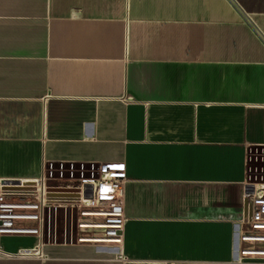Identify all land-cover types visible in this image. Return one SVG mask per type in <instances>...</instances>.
<instances>
[{"label":"crops","instance_id":"0c3cea01","mask_svg":"<svg viewBox=\"0 0 264 264\" xmlns=\"http://www.w3.org/2000/svg\"><path fill=\"white\" fill-rule=\"evenodd\" d=\"M253 151L264 0H0V181L123 165L130 260L237 264ZM45 242L21 258L36 239L2 237L0 264H121Z\"/></svg>","mask_w":264,"mask_h":264},{"label":"built area","instance_id":"2783aa9c","mask_svg":"<svg viewBox=\"0 0 264 264\" xmlns=\"http://www.w3.org/2000/svg\"><path fill=\"white\" fill-rule=\"evenodd\" d=\"M60 166L63 170L64 166ZM71 166L74 176V166ZM90 166L91 177L82 178L81 185L76 187L48 185L51 180H56L55 166H46L45 162L41 176L35 179L37 182L1 180L0 238H35L34 247L20 249L16 256H42L47 223L53 212L62 207L69 213L64 244L88 245L110 252L121 264H174L172 261L140 262L126 256L123 251L127 222L123 201L126 179L120 171L123 165ZM81 174L84 177V171ZM243 202V216L232 234V262L264 263V185L246 183ZM48 238L51 239V232Z\"/></svg>","mask_w":264,"mask_h":264},{"label":"rangeland","instance_id":"374dc122","mask_svg":"<svg viewBox=\"0 0 264 264\" xmlns=\"http://www.w3.org/2000/svg\"><path fill=\"white\" fill-rule=\"evenodd\" d=\"M252 173L249 176V182L258 183L264 185V152L258 151L252 152V162H250ZM91 166L86 165L85 168L82 169L81 165L74 166V176H72V166L70 164L65 165L64 169H61L60 165L55 166L54 177L56 180H51L48 182V185L51 186H79L82 183V178H90L91 177ZM84 171V177L82 176V172ZM64 172L62 176L61 173ZM75 213V212H74ZM68 215L69 213L65 208L58 207L55 212L52 214V219L46 226L47 237L49 232H51V238L57 240L59 243H63L65 239V232L69 225L68 223ZM10 241L5 240V245L8 246ZM12 244V242H11Z\"/></svg>","mask_w":264,"mask_h":264},{"label":"bare ground","instance_id":"6f19581e","mask_svg":"<svg viewBox=\"0 0 264 264\" xmlns=\"http://www.w3.org/2000/svg\"><path fill=\"white\" fill-rule=\"evenodd\" d=\"M30 181H34V182H37V181H35V180H30Z\"/></svg>","mask_w":264,"mask_h":264},{"label":"water","instance_id":"95a60500","mask_svg":"<svg viewBox=\"0 0 264 264\" xmlns=\"http://www.w3.org/2000/svg\"><path fill=\"white\" fill-rule=\"evenodd\" d=\"M249 190H251V189L249 188Z\"/></svg>","mask_w":264,"mask_h":264}]
</instances>
